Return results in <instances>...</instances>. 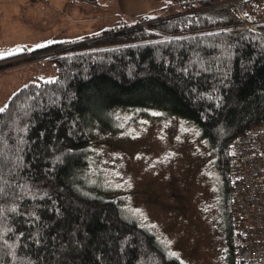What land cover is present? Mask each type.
<instances>
[{
  "label": "trees",
  "instance_id": "obj_1",
  "mask_svg": "<svg viewBox=\"0 0 264 264\" xmlns=\"http://www.w3.org/2000/svg\"><path fill=\"white\" fill-rule=\"evenodd\" d=\"M158 1L161 14L36 49L56 53L55 77L0 106V264H181L116 199L83 185L91 127L112 126L120 108L197 126L220 175L224 262L238 264L229 145L264 120V22L248 11L254 0Z\"/></svg>",
  "mask_w": 264,
  "mask_h": 264
},
{
  "label": "rangeland",
  "instance_id": "obj_2",
  "mask_svg": "<svg viewBox=\"0 0 264 264\" xmlns=\"http://www.w3.org/2000/svg\"><path fill=\"white\" fill-rule=\"evenodd\" d=\"M161 13L158 0H0V64L16 61L0 68V106L27 81L55 77L56 53L31 57L36 49ZM112 119L91 127L87 192L116 199L181 264H225L221 230L206 211L214 154L197 126L157 108H120Z\"/></svg>",
  "mask_w": 264,
  "mask_h": 264
},
{
  "label": "built area",
  "instance_id": "obj_3",
  "mask_svg": "<svg viewBox=\"0 0 264 264\" xmlns=\"http://www.w3.org/2000/svg\"><path fill=\"white\" fill-rule=\"evenodd\" d=\"M185 1V0H180ZM236 0H213L228 4ZM264 22V0L248 11ZM229 202L233 219L234 258L238 264H264V120L229 145Z\"/></svg>",
  "mask_w": 264,
  "mask_h": 264
},
{
  "label": "flooded vegetation",
  "instance_id": "obj_4",
  "mask_svg": "<svg viewBox=\"0 0 264 264\" xmlns=\"http://www.w3.org/2000/svg\"><path fill=\"white\" fill-rule=\"evenodd\" d=\"M209 172L212 177L211 183V203L206 208V211H210L212 214H215L216 225L221 230L223 239H224V231L223 225L221 221V194H220V175L218 168L215 163V156L209 160ZM215 225V227H216Z\"/></svg>",
  "mask_w": 264,
  "mask_h": 264
},
{
  "label": "snow or ice",
  "instance_id": "obj_5",
  "mask_svg": "<svg viewBox=\"0 0 264 264\" xmlns=\"http://www.w3.org/2000/svg\"><path fill=\"white\" fill-rule=\"evenodd\" d=\"M5 108H7V104L3 108H0V112H3Z\"/></svg>",
  "mask_w": 264,
  "mask_h": 264
},
{
  "label": "bare ground",
  "instance_id": "obj_6",
  "mask_svg": "<svg viewBox=\"0 0 264 264\" xmlns=\"http://www.w3.org/2000/svg\"><path fill=\"white\" fill-rule=\"evenodd\" d=\"M235 236V235H234Z\"/></svg>",
  "mask_w": 264,
  "mask_h": 264
}]
</instances>
